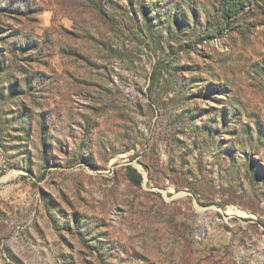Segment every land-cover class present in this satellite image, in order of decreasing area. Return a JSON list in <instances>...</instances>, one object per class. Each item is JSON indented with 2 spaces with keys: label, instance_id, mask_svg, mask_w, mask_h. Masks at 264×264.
<instances>
[{
  "label": "rangeland",
  "instance_id": "374dc122",
  "mask_svg": "<svg viewBox=\"0 0 264 264\" xmlns=\"http://www.w3.org/2000/svg\"><path fill=\"white\" fill-rule=\"evenodd\" d=\"M0 264H264V0H0Z\"/></svg>",
  "mask_w": 264,
  "mask_h": 264
}]
</instances>
